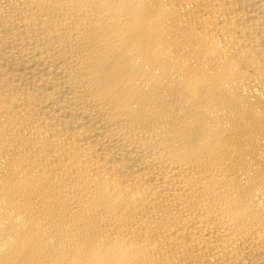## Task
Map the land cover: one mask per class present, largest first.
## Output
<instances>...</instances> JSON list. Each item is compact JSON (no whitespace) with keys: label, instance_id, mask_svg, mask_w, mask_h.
<instances>
[{"label":"bare ground","instance_id":"obj_1","mask_svg":"<svg viewBox=\"0 0 264 264\" xmlns=\"http://www.w3.org/2000/svg\"><path fill=\"white\" fill-rule=\"evenodd\" d=\"M0 264H264V0H0Z\"/></svg>","mask_w":264,"mask_h":264}]
</instances>
